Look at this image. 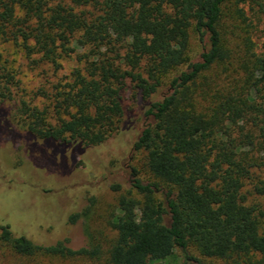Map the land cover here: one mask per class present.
Here are the masks:
<instances>
[{
	"label": "trees",
	"instance_id": "1",
	"mask_svg": "<svg viewBox=\"0 0 264 264\" xmlns=\"http://www.w3.org/2000/svg\"><path fill=\"white\" fill-rule=\"evenodd\" d=\"M262 25L264 0H0V47L56 71L76 65L43 93L48 104L23 101L14 113L47 159L39 165L53 162L44 149L105 144L121 128L129 90L151 120L134 145L143 168L132 167L125 193L112 186L113 239L91 232V198L68 220L88 224V247L39 245L0 222V251L14 264H264ZM16 82L1 66L0 148L22 137L5 112Z\"/></svg>",
	"mask_w": 264,
	"mask_h": 264
},
{
	"label": "rangeland",
	"instance_id": "2",
	"mask_svg": "<svg viewBox=\"0 0 264 264\" xmlns=\"http://www.w3.org/2000/svg\"><path fill=\"white\" fill-rule=\"evenodd\" d=\"M256 42L260 46L264 43L263 25L257 33ZM35 59L27 58L13 45L0 47V67L5 66L12 71L17 80L14 103L5 112L13 129L22 136L0 148V222L9 225L15 235L25 236L36 244L48 246L68 239L70 247L77 250L89 245L88 224L84 219L76 224H70L68 220L72 214L85 210L90 205V199L94 198L97 205L88 222L91 232L96 237L104 232L106 242H109L115 234L105 229V220L119 197L112 186L122 185V192L125 193L131 187L132 167L141 169L144 166V156L134 151V145L144 128L151 123L145 115L148 104L135 91H127L123 94L125 119L111 139L102 146L80 148L78 152L73 146L57 152L44 149L53 162L49 167L41 166L39 164H45L47 159L41 157L40 148V151L31 150L27 138H23L26 132L13 120L14 113L23 101L48 104L43 93L65 79L76 65L70 61L56 71L50 65L35 62ZM159 100L161 96L154 98V101ZM256 200L264 203V197H257ZM102 243L105 244V241ZM177 254L181 255V252ZM209 261L224 264L219 260ZM0 264H14V261L0 251ZM37 264L108 263L103 258L98 261L39 259Z\"/></svg>",
	"mask_w": 264,
	"mask_h": 264
}]
</instances>
